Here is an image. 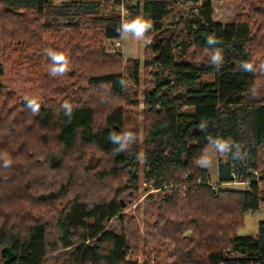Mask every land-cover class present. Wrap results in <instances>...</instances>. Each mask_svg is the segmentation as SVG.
I'll list each match as a JSON object with an SVG mask.
<instances>
[{
  "label": "trees",
  "instance_id": "16d2710c",
  "mask_svg": "<svg viewBox=\"0 0 264 264\" xmlns=\"http://www.w3.org/2000/svg\"><path fill=\"white\" fill-rule=\"evenodd\" d=\"M254 1L222 24L212 0H0V79L9 64L44 97L21 101L0 80V264L5 247L12 264H139L138 221L125 212L142 180L166 192L144 223L174 245L171 263L154 264H264V221L256 237L237 236L264 205V0ZM137 18L151 25L142 60L107 52ZM124 134L134 140L117 152L111 137ZM216 140L232 147L212 185L198 161ZM236 181L243 190L224 187Z\"/></svg>",
  "mask_w": 264,
  "mask_h": 264
},
{
  "label": "rangeland",
  "instance_id": "374dc122",
  "mask_svg": "<svg viewBox=\"0 0 264 264\" xmlns=\"http://www.w3.org/2000/svg\"><path fill=\"white\" fill-rule=\"evenodd\" d=\"M134 1L135 3H140V5L143 4V0ZM212 2L215 10V22L222 24L233 23L239 15L243 14L244 7L241 5L240 0H212ZM105 14H107V11ZM128 22L129 19L124 21L123 24ZM137 39H139V41H137ZM146 44L147 41L144 35L143 37L137 38L134 37L132 33H127L124 34L123 42L111 40L109 42L107 52L113 54L121 49L123 55L127 59L132 58L141 61ZM2 62V47L0 45V63ZM0 80L5 87L14 91L21 101H44V97L42 95L34 92L22 81L20 77L12 73V66L9 64H4V75ZM228 157V151L219 152L215 147V143L211 144L206 150L204 159L208 160L209 163L204 164V167L209 172L211 184L216 185L218 183L220 162H226ZM224 187H228L233 190L244 189L242 183H238L237 181L233 184L224 185ZM261 188L264 189V183L261 184ZM165 193L166 192H162L160 190H155L152 186H149L142 180L137 202L125 212L128 217L134 216L138 221L139 250L131 254L130 259L132 261H137L139 264H144L146 261H150L152 264L158 261L171 263L174 258V245L171 242L161 240L157 236L156 231L152 227L146 226L144 223L146 221V216L144 214L145 211H147L150 206L157 208L159 201ZM150 194L153 196L151 199L149 198ZM156 217V212L153 217H149L148 222H150V225H153L157 221ZM261 221H264V205L259 211L248 212L245 215L244 226L238 231L237 236H256L258 234V226ZM230 258L237 259L240 258V255L231 254Z\"/></svg>",
  "mask_w": 264,
  "mask_h": 264
},
{
  "label": "clouds",
  "instance_id": "9594fccd",
  "mask_svg": "<svg viewBox=\"0 0 264 264\" xmlns=\"http://www.w3.org/2000/svg\"><path fill=\"white\" fill-rule=\"evenodd\" d=\"M150 27H151V25L149 23H147L145 20H143L142 18H137L134 21H132L131 23L122 24L120 30H121L122 34L132 33V35L134 37L140 38V37H143L144 33ZM208 43L214 44V43H216V41L213 40L212 38H209ZM48 54L54 62L59 63V62H62L65 60V57L63 55H58V54H55L51 51ZM212 59H213V62H215L217 59H219V56L214 55ZM242 68L245 71H252L253 70L252 64H250V63L243 64ZM52 71H53V73H56V72L62 73L64 71V67H63V65H61L59 68H53ZM121 83H123V82H121ZM29 107H33V109L35 110V105L32 104L31 102H29ZM111 140H112V143L117 146L115 148V151L120 152V151H124L126 148H128V146L134 140V136L132 134H124L123 136L112 135ZM215 147L220 152H227L232 147V145L228 141L216 140L215 141ZM238 152H239V150L237 149V152H234L233 155L238 156ZM198 162L200 164H208L209 163L208 160L203 159V158H201ZM4 166L5 167L9 166V162L5 161Z\"/></svg>",
  "mask_w": 264,
  "mask_h": 264
},
{
  "label": "water",
  "instance_id": "95a60500",
  "mask_svg": "<svg viewBox=\"0 0 264 264\" xmlns=\"http://www.w3.org/2000/svg\"><path fill=\"white\" fill-rule=\"evenodd\" d=\"M1 254L2 257L5 258L7 264H12L16 261L17 256L11 247L3 248Z\"/></svg>",
  "mask_w": 264,
  "mask_h": 264
},
{
  "label": "built area",
  "instance_id": "2783aa9c",
  "mask_svg": "<svg viewBox=\"0 0 264 264\" xmlns=\"http://www.w3.org/2000/svg\"><path fill=\"white\" fill-rule=\"evenodd\" d=\"M118 9L121 11L123 18H126V17L128 16L129 11L126 10V8H125L124 5H120V6L118 7ZM149 186H151V185H149Z\"/></svg>",
  "mask_w": 264,
  "mask_h": 264
},
{
  "label": "crops",
  "instance_id": "0c3cea01",
  "mask_svg": "<svg viewBox=\"0 0 264 264\" xmlns=\"http://www.w3.org/2000/svg\"><path fill=\"white\" fill-rule=\"evenodd\" d=\"M137 41H139V39H137ZM218 178H219V175H218ZM212 185H214V184H212ZM263 189V188H262ZM257 236V235H256ZM256 236H252V237H256ZM248 237H250V236H248ZM251 264H253V263H251Z\"/></svg>",
  "mask_w": 264,
  "mask_h": 264
}]
</instances>
